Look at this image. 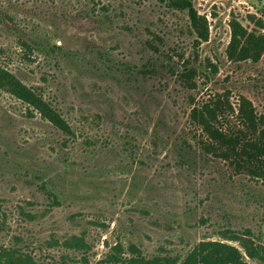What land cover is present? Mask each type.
I'll return each mask as SVG.
<instances>
[{
  "label": "rangeland",
  "instance_id": "obj_1",
  "mask_svg": "<svg viewBox=\"0 0 264 264\" xmlns=\"http://www.w3.org/2000/svg\"><path fill=\"white\" fill-rule=\"evenodd\" d=\"M185 1L206 18V42L166 1L0 0V68L72 132L0 90V250L100 264L114 246L123 258L134 246L181 262L227 230L264 244V183L208 153L189 121L215 95L234 110L244 97L264 117V53L226 55L231 21L264 35V0ZM189 69L193 89L181 77ZM73 236L87 248H64Z\"/></svg>",
  "mask_w": 264,
  "mask_h": 264
},
{
  "label": "trees",
  "instance_id": "obj_2",
  "mask_svg": "<svg viewBox=\"0 0 264 264\" xmlns=\"http://www.w3.org/2000/svg\"><path fill=\"white\" fill-rule=\"evenodd\" d=\"M158 1H166L172 9L186 12L189 26L196 38L202 42L207 41L206 18L198 15L189 2L185 0ZM229 27L231 36L226 49L227 58L236 62H257L264 53V35L255 36L248 33L235 21H231ZM43 47L44 53L55 54L60 50L53 46ZM195 73L193 69L181 73L182 80L189 89L195 86L193 82ZM0 90L32 107L41 118L62 134L72 135L67 122L43 99L41 94L24 86L12 73L3 68H0ZM230 117L234 119L233 126H218ZM189 121L192 127L206 138L203 147L208 153L230 163L238 172L264 183V117L256 114L249 100L241 97L237 109L234 110L225 95L209 96L200 105L192 107ZM252 235L249 229L240 234L227 230L223 233L222 241L199 242L181 262L162 257L146 259L134 246L128 248L130 257L123 258L121 247L114 246V253L109 254L100 264H250L246 259L264 264V244L255 243L251 239ZM228 242L236 243L238 248ZM62 245L66 249L77 251L87 248L84 240L76 236L64 241ZM0 264L40 263L29 256L20 255L17 251L1 249Z\"/></svg>",
  "mask_w": 264,
  "mask_h": 264
}]
</instances>
